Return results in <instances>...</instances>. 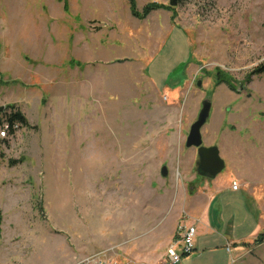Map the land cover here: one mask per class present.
I'll list each match as a JSON object with an SVG mask.
<instances>
[{"label":"rangeland","instance_id":"obj_1","mask_svg":"<svg viewBox=\"0 0 264 264\" xmlns=\"http://www.w3.org/2000/svg\"><path fill=\"white\" fill-rule=\"evenodd\" d=\"M134 2L165 7L0 0V264H170L212 197L180 264H264V0ZM204 100L215 178L185 146Z\"/></svg>","mask_w":264,"mask_h":264},{"label":"water","instance_id":"obj_2","mask_svg":"<svg viewBox=\"0 0 264 264\" xmlns=\"http://www.w3.org/2000/svg\"><path fill=\"white\" fill-rule=\"evenodd\" d=\"M178 0H168L170 6H176ZM199 86L200 83L198 82ZM211 103L204 100L201 103V108L197 115L196 121L190 126L188 135L186 137V148H195L197 151L198 161L196 162L197 174L202 177L215 178L220 174L224 167V161L220 157L219 150L215 146L206 147L203 145L201 130L207 122L210 115ZM4 110L0 106V113ZM167 169L165 166L161 168V176L166 177Z\"/></svg>","mask_w":264,"mask_h":264},{"label":"built area","instance_id":"obj_3","mask_svg":"<svg viewBox=\"0 0 264 264\" xmlns=\"http://www.w3.org/2000/svg\"><path fill=\"white\" fill-rule=\"evenodd\" d=\"M18 127L16 124L10 126L9 123L4 122L1 126V133L9 134L11 130H15ZM233 190L237 189V185L232 186ZM175 241L169 246L167 255L170 264H180L182 257L191 254L195 250V238L196 228L193 225H180L177 232ZM177 248H180V252H177ZM91 264H103V262L91 260Z\"/></svg>","mask_w":264,"mask_h":264},{"label":"trees","instance_id":"obj_4","mask_svg":"<svg viewBox=\"0 0 264 264\" xmlns=\"http://www.w3.org/2000/svg\"><path fill=\"white\" fill-rule=\"evenodd\" d=\"M129 6H130V10L131 13L134 17L138 18V19H144L145 17H147L149 15L150 12H152L153 10L156 9H160V8H164L165 6L159 5L157 3H151L146 5L141 12H138L136 10V6H135V2L134 0H128ZM169 8V7H168ZM255 74H262L264 73V64L261 65L259 68H257L256 70H254ZM8 109H10L9 114H7V116H5V122L9 123L10 126H12L13 124H18L19 126H28V122L26 120V118L17 110L15 109L14 106H8ZM14 130H11L10 133H13ZM264 241V233L260 234L256 240V242L261 243Z\"/></svg>","mask_w":264,"mask_h":264},{"label":"crops","instance_id":"obj_5","mask_svg":"<svg viewBox=\"0 0 264 264\" xmlns=\"http://www.w3.org/2000/svg\"><path fill=\"white\" fill-rule=\"evenodd\" d=\"M190 149V148H189ZM233 190V189H232ZM213 201H214V197H212V198H210L209 199V201H208V204H209V202L210 203H213ZM208 204H207V206H206V210L205 211H203V214H202V216H201V219H199L200 221V223H201V225L204 227V232H200L199 233V236H198V238H197V240H196V244L198 245V243H199V241H200V243H201V238L202 237H204L205 235L206 236H212V235H215L214 233H215V231H214V229H212L211 227H212V224L213 223H211L210 221H209V218H208V215H209V207H208ZM198 228H201L200 226H198ZM203 229V228H202ZM225 240H227L226 238H225ZM222 242H223V240H222ZM226 243V242H225ZM207 246H208V248L207 249H205L206 251H208V253H210V254H213V253H215V252H213V251H215L218 247H216V246H214V245H210V243H207ZM207 255H209V254H207ZM203 256H204V253H203Z\"/></svg>","mask_w":264,"mask_h":264},{"label":"flooded vegetation","instance_id":"obj_6","mask_svg":"<svg viewBox=\"0 0 264 264\" xmlns=\"http://www.w3.org/2000/svg\"><path fill=\"white\" fill-rule=\"evenodd\" d=\"M200 176V175H199ZM200 177H202V176H200ZM203 178H205V177H203Z\"/></svg>","mask_w":264,"mask_h":264},{"label":"bare ground","instance_id":"obj_7","mask_svg":"<svg viewBox=\"0 0 264 264\" xmlns=\"http://www.w3.org/2000/svg\"><path fill=\"white\" fill-rule=\"evenodd\" d=\"M16 128H17V127H16ZM16 128H15V129H16Z\"/></svg>","mask_w":264,"mask_h":264}]
</instances>
